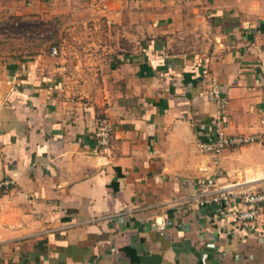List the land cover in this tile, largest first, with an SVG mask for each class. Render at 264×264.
<instances>
[{
  "label": "crops",
  "instance_id": "obj_1",
  "mask_svg": "<svg viewBox=\"0 0 264 264\" xmlns=\"http://www.w3.org/2000/svg\"><path fill=\"white\" fill-rule=\"evenodd\" d=\"M55 19L107 28L103 91L38 44ZM212 77L228 134L260 137L218 163ZM0 143V264H264V207L240 226L198 187L264 189V0H0Z\"/></svg>",
  "mask_w": 264,
  "mask_h": 264
},
{
  "label": "built area",
  "instance_id": "obj_2",
  "mask_svg": "<svg viewBox=\"0 0 264 264\" xmlns=\"http://www.w3.org/2000/svg\"><path fill=\"white\" fill-rule=\"evenodd\" d=\"M52 54L57 55L58 49L52 48ZM208 98L216 106V114L212 120V131L208 139L200 145L205 153L214 156L215 162L218 163L223 151L228 147H243L260 141L259 136H241L231 135L227 132L226 111L229 101L224 96L223 87L219 81L212 77L210 87L207 90ZM95 135L99 141L102 151L108 152L111 148L113 136V125L107 118L98 120ZM1 148V143H0ZM6 181L5 185H10ZM199 196L201 202L207 204H222L230 206L235 221L241 226H248L249 223L255 222L260 216V210L264 207V189L252 190L241 189L239 184H223L216 177H205L198 181ZM242 201L238 202V199Z\"/></svg>",
  "mask_w": 264,
  "mask_h": 264
},
{
  "label": "rangeland",
  "instance_id": "obj_3",
  "mask_svg": "<svg viewBox=\"0 0 264 264\" xmlns=\"http://www.w3.org/2000/svg\"><path fill=\"white\" fill-rule=\"evenodd\" d=\"M50 24L53 25V33L48 35L50 38H46V36H40L44 35L40 31L37 38L38 44L42 47L47 45L51 51L52 47H57L56 58L65 62V75L69 84L71 86L86 85L89 89L97 88V90L103 91L106 86L103 79L104 71L109 69L110 63L115 60V56L121 53L110 47L109 32L104 24L101 22L97 29L92 26L93 30H87L85 25L81 23L79 25L83 26V30L77 29L72 32H67V29L61 32L62 29L59 26L65 25L61 20L55 19ZM201 27L202 25L198 24L197 30L200 31ZM205 29H203L204 32L201 33V37H207L213 32L212 26ZM195 36L193 33L187 35L191 40Z\"/></svg>",
  "mask_w": 264,
  "mask_h": 264
},
{
  "label": "bare ground",
  "instance_id": "obj_4",
  "mask_svg": "<svg viewBox=\"0 0 264 264\" xmlns=\"http://www.w3.org/2000/svg\"><path fill=\"white\" fill-rule=\"evenodd\" d=\"M259 176L264 177V171H262Z\"/></svg>",
  "mask_w": 264,
  "mask_h": 264
}]
</instances>
